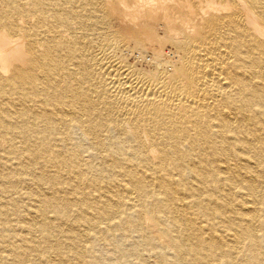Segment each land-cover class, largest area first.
Wrapping results in <instances>:
<instances>
[{
    "label": "bare ground",
    "instance_id": "6f19581e",
    "mask_svg": "<svg viewBox=\"0 0 264 264\" xmlns=\"http://www.w3.org/2000/svg\"><path fill=\"white\" fill-rule=\"evenodd\" d=\"M0 264H264V0H0Z\"/></svg>",
    "mask_w": 264,
    "mask_h": 264
}]
</instances>
